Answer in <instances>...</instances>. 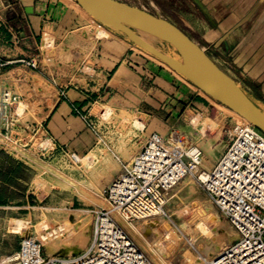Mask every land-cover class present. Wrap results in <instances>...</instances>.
<instances>
[{"label":"rangeland","instance_id":"1","mask_svg":"<svg viewBox=\"0 0 264 264\" xmlns=\"http://www.w3.org/2000/svg\"><path fill=\"white\" fill-rule=\"evenodd\" d=\"M57 2L84 22L80 29L66 37L56 29L48 27L44 30L35 52L40 68L53 77L59 74V79L76 69L83 77L88 74H83L84 71L94 69L97 73L104 62L100 54L90 61L89 51L96 45L92 39L89 43L90 32L97 38V43L107 36H120L86 17L72 1ZM143 10L162 19L169 17L153 6H144ZM84 23L89 26L83 27ZM140 36L158 51L166 50L160 40L143 33ZM121 38L134 50L153 58ZM102 78V75L97 76L99 83L104 81ZM78 82L85 84L83 80ZM207 101L209 106L204 111H182L170 126L187 135L201 149L203 160L195 177L183 178L166 197L163 211L155 220L156 227L148 230L146 239L150 245L138 234L139 224L127 222L117 213L111 214L150 264H202L203 259L215 257L237 239L231 240L235 231L209 200L200 180L223 154L229 138L235 134V126L243 122L228 114L210 97ZM259 107L264 111V105ZM95 109L112 112L110 128L104 142L79 156L80 161L76 164L53 154L41 162H28V167L0 153V256L14 252L20 238L26 234L40 242L47 257H74L90 244L93 211L109 209L102 189L131 161L150 133V121L139 113L124 109L116 112L100 101Z\"/></svg>","mask_w":264,"mask_h":264},{"label":"built area","instance_id":"2","mask_svg":"<svg viewBox=\"0 0 264 264\" xmlns=\"http://www.w3.org/2000/svg\"><path fill=\"white\" fill-rule=\"evenodd\" d=\"M2 6L8 7L0 0ZM9 33L10 44L16 46L18 32ZM37 59H7L0 53V78H11V86L0 87V153L21 165L53 154L76 164L78 156L57 145L45 123L65 90L77 84L73 77L62 81L59 74L44 73ZM95 105L79 115L99 145L106 139L112 112ZM234 133L200 185L237 239L202 264H264V134L244 123L237 124ZM202 160L201 149L181 131L149 133L131 161L102 189L109 209L93 211L92 240L79 254L47 257L40 242L26 234L14 252L0 256V264H150L111 214L140 226L155 222L168 194L183 178L195 177Z\"/></svg>","mask_w":264,"mask_h":264},{"label":"crops","instance_id":"3","mask_svg":"<svg viewBox=\"0 0 264 264\" xmlns=\"http://www.w3.org/2000/svg\"><path fill=\"white\" fill-rule=\"evenodd\" d=\"M2 1L8 7H0V53L7 59L34 56L48 27L66 37L84 22L57 0ZM117 1L140 9L158 8L169 16L165 20L193 40L254 102L264 105V0ZM88 26L84 23L83 27ZM9 30L19 34L16 46L10 44ZM119 36H107L97 43L90 32L89 43L92 39L96 44L89 51L90 61L100 54L104 64L97 73L94 69L84 71L83 74L88 73L84 77L79 69L61 76L62 81L73 77L78 84L65 90L46 118L45 126L52 140L78 157L96 145L94 134L79 115L94 101L104 102L116 112L131 110L147 117L150 133L161 135L168 133L182 111L198 113L209 106L207 96L195 86L162 62L134 50ZM98 75L104 81L99 83ZM10 79L8 74L1 77L0 87L11 86ZM82 80L84 86L78 82ZM28 162L24 165L28 166Z\"/></svg>","mask_w":264,"mask_h":264},{"label":"water","instance_id":"4","mask_svg":"<svg viewBox=\"0 0 264 264\" xmlns=\"http://www.w3.org/2000/svg\"><path fill=\"white\" fill-rule=\"evenodd\" d=\"M102 27L147 52L215 102L233 110L264 134V111L182 30L168 20L117 0H72ZM197 2V0H194ZM142 32L171 44L180 60L170 58L144 40Z\"/></svg>","mask_w":264,"mask_h":264},{"label":"bare ground","instance_id":"5","mask_svg":"<svg viewBox=\"0 0 264 264\" xmlns=\"http://www.w3.org/2000/svg\"><path fill=\"white\" fill-rule=\"evenodd\" d=\"M70 1H72V0H70ZM73 2V1H72ZM80 8V7H79ZM81 9V8H80ZM82 10V9H81ZM82 11H84V10H82ZM85 12V11H84ZM86 13V12H85ZM87 14V13H86ZM88 15V14H87ZM90 18H91V16L90 15H88ZM107 30V29H106ZM140 33H142V32H137V35L142 39V40H144V38H142V36H140ZM143 34H145V33H143ZM146 35H148V34H146ZM149 36H151V35H149ZM153 37V36H152ZM154 38H156V37H154ZM156 39H158V38H156ZM158 40H160V39H158ZM146 43H148L146 40H144ZM165 46H166V50L164 51V52H160V53H162V54H164V55H166V56H168V57H170V58H174V59H177V60H180V56L178 55V53H177V51L175 50V48L171 45V44H169V43H167V42H164V41H162V40H160ZM149 44V43H148ZM150 45V44H149ZM150 46H152V45H150ZM137 47V46H136ZM153 47V46H152ZM154 48V47H153ZM154 49H156V48H154ZM157 50V49H156ZM160 50V49H159ZM158 51V50H157ZM153 57V56H152ZM153 58H155V57H153ZM156 59V58H155ZM156 60H158V59H156ZM159 61V60H158ZM164 64V63H163ZM164 65H166V64H164ZM167 66V65H166ZM168 67V66H167ZM169 68V67H168ZM202 92V91H201ZM203 93V92H202ZM204 94V93H203ZM207 96V95H206ZM207 97H209V96H207ZM213 100V99H212ZM250 100L257 106V107H259V104L258 103H256V102H254L251 98H250ZM218 105H220L228 114H230V115H234V116H236L237 118H238V120H239V122L241 121V122H243L244 124H250L245 118H243L242 116H240L239 114H237L236 112H234L233 110H231V109H229V108H227V107H225L224 105H222V104H220V103H218V102H216ZM260 108V107H259ZM142 127H143V125H142ZM141 127V128H142ZM79 158V157H78ZM87 159H89V155L87 156ZM204 174H202L201 175V178L203 179L204 178ZM192 190V189H191ZM156 227V225H155V222H151V223H146V224H142L140 227H139V229L137 230V232H138V234L141 236V238L144 240V242L147 244V245H150L149 244V242H148V240L146 239L147 238V235L149 234V232H148V230H151V229H153V228H155ZM136 232V231H135ZM231 238V237H230ZM235 238H237V235H236V233H234V235H233V237L231 238V240H234ZM212 252V251H211Z\"/></svg>","mask_w":264,"mask_h":264}]
</instances>
